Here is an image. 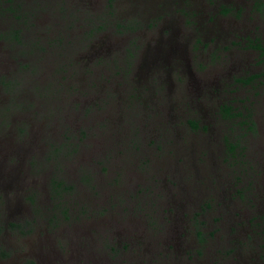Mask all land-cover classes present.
Returning <instances> with one entry per match:
<instances>
[{
	"label": "rangeland",
	"instance_id": "374dc122",
	"mask_svg": "<svg viewBox=\"0 0 264 264\" xmlns=\"http://www.w3.org/2000/svg\"><path fill=\"white\" fill-rule=\"evenodd\" d=\"M0 34V264H264V0H1Z\"/></svg>",
	"mask_w": 264,
	"mask_h": 264
},
{
	"label": "flooded vegetation",
	"instance_id": "af4514ba",
	"mask_svg": "<svg viewBox=\"0 0 264 264\" xmlns=\"http://www.w3.org/2000/svg\"><path fill=\"white\" fill-rule=\"evenodd\" d=\"M209 1H211L212 2V0H209ZM0 2H1V0H0ZM7 2H9V3H11V0H7ZM6 7V6H5ZM7 8V7H6ZM236 8H239V6H236ZM221 13H227L228 12V10H229V8H228V6L227 5H223V7H221ZM243 47V46H242ZM261 47L262 46H260L259 47V49L261 50ZM224 49H226V48H224ZM227 49H228V47H227ZM244 50V49H243ZM217 57L218 56H214L213 58L216 60L217 59ZM208 61H210V60H208ZM210 62H213V61H210ZM202 64H206V62L205 61H200L199 62V64H198V69L199 68H202L203 67V65ZM192 75H193V72H190ZM221 76H223V74H221ZM233 81L234 82H236L237 84H241V85H243V84H249V82L247 81V79L246 78H244V77H242V76H239V77H234V79H233ZM261 84H263V83H261ZM261 84H259V85H261ZM256 90H257V88H256ZM229 92V93H231V92H234L233 90H231V88H230V86H228L227 85V87H226V90L224 91V93L225 92ZM209 97V99L211 98V96H208ZM218 106H220V116L221 117H225V116H228V114H229V112H227V109H229V108H233L234 106H230V103H228V102H226V103H222V104H218ZM229 107V108H228ZM231 112H233V111H230V113ZM234 113V112H233ZM191 126H199V124L198 123H193V122H191V121H189L188 122ZM226 147H227V145H225ZM228 147H230L231 149H229L230 150V153H232V151H235L236 150V146H234L235 147V149H233L232 150V148H233V146H231V145H229L228 144ZM227 194H223V196H226ZM155 205H152L151 206V208L150 209H148V210H151L153 207H154ZM148 207V206H147ZM232 208V206L228 209V210H230ZM164 212H165V210H164ZM166 212H169V210L167 209L166 210ZM170 212H171V210H170ZM155 216H157L156 215V211L155 210H153V213H151V215H149V217H155ZM166 216H171L169 213H168V215H166ZM186 217V216H185ZM168 217L166 218V219H163V220H165V221H168ZM159 222H161L162 223V220H160ZM145 223H146V227H149L150 228V230H155L156 231V227H152L153 225H154V223L155 224H157L158 222H157V220L156 219H154V220H150V221H148V220H146L145 221ZM200 223L203 225H205L206 223H204V222H199V225H200ZM189 225V224H188ZM188 225H185V224H183L182 223V226H184V227H186V226H188ZM198 226V225H197ZM171 228L172 229H174L173 228V226H172V224H171ZM185 234H181V233H179V234H177V235H174V236H170L169 238H173L172 240H167V241H165L164 239H163V241H161L162 243H163V245L165 246V245H168V247H166V248H164V249H161V251L160 250H157V252H158V254H153L152 253V251H145V248L146 247H144V243H143V241H142V244H140V246H139V248H141V251L140 252H142V256H138L137 257V261H139V263L138 264H154L153 262H157L158 261V263L157 264H190V261L194 258V256H193V253H192V249L190 248V243H188L186 240H185V235H186V233H188L187 231H185L184 232ZM197 235H198V238L200 239V240H202V238H203V231H199L198 230V232H197ZM180 237H182V239L180 238ZM202 237V238H201ZM181 239V240H180ZM205 240V239H204ZM148 241L150 242V244H151V241L148 239ZM157 242H159V241H157ZM179 244V245H181V251L179 250V249H177V247H175V244ZM162 245V244H161ZM188 245H189V248L191 249V250H189V248H188ZM143 252H145V253H143ZM146 253H148V254H146ZM196 256H200L201 254H202V252H201V249H199V250H196ZM152 255L153 257H155V258H161V260H158L157 259V261H153L152 262V260L149 258V256L148 255ZM156 255H158V256H156ZM30 264H33V262H30Z\"/></svg>",
	"mask_w": 264,
	"mask_h": 264
},
{
	"label": "trees",
	"instance_id": "16d2710c",
	"mask_svg": "<svg viewBox=\"0 0 264 264\" xmlns=\"http://www.w3.org/2000/svg\"><path fill=\"white\" fill-rule=\"evenodd\" d=\"M11 1H13V0H11ZM10 8H11V7H10ZM19 34H20L19 31H16V32H15V37H14L15 41H18L17 39H20V35H19ZM0 36L3 37L1 34H0ZM255 78H256V76H251L250 78H247V81L250 82V81L254 80ZM228 108H229V107H228ZM230 111H232L231 108L227 109V112H229L228 116L231 115ZM233 149H235L234 146H233L232 150H233ZM56 184H57V183H56ZM61 184H63V183H58V185H61ZM0 228H1V224H0Z\"/></svg>",
	"mask_w": 264,
	"mask_h": 264
}]
</instances>
